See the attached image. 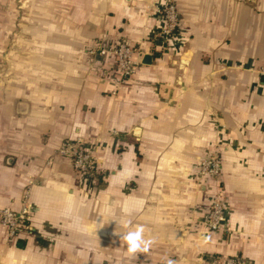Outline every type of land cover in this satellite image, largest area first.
I'll use <instances>...</instances> for the list:
<instances>
[{"label":"crops","instance_id":"obj_1","mask_svg":"<svg viewBox=\"0 0 264 264\" xmlns=\"http://www.w3.org/2000/svg\"><path fill=\"white\" fill-rule=\"evenodd\" d=\"M169 1L29 0L18 19L0 0V209L30 207L28 231L0 226V264H264V0H171L162 37ZM120 43L138 62L125 79ZM78 137L92 175L57 153ZM210 156L217 232L200 224ZM136 225L155 242L130 255L119 236Z\"/></svg>","mask_w":264,"mask_h":264},{"label":"built area","instance_id":"obj_2","mask_svg":"<svg viewBox=\"0 0 264 264\" xmlns=\"http://www.w3.org/2000/svg\"><path fill=\"white\" fill-rule=\"evenodd\" d=\"M163 25L159 31L162 37H171L179 25V14L173 1H169L161 11ZM115 59V71L123 78L133 75L138 62L133 58L134 50L124 43L112 46L107 51ZM258 74L264 87V64L259 68ZM89 140L78 137L65 143L57 153L68 158L74 171L92 175L97 168V161L91 154ZM199 175L203 182H212L213 192L210 206L202 219V226L208 232H217L224 222V204L220 193V164L216 156H210L200 161ZM30 207L25 203L21 211L0 209V226L6 229V237L11 240L20 233L29 230ZM222 264H237L233 259L220 260Z\"/></svg>","mask_w":264,"mask_h":264},{"label":"clouds","instance_id":"obj_3","mask_svg":"<svg viewBox=\"0 0 264 264\" xmlns=\"http://www.w3.org/2000/svg\"><path fill=\"white\" fill-rule=\"evenodd\" d=\"M131 224V221L125 223V227ZM145 228L143 225H136L134 229L123 232L119 239L126 245L128 254L134 255L137 252H147L153 245L154 238H145ZM167 264H175V261L168 259Z\"/></svg>","mask_w":264,"mask_h":264},{"label":"rangeland","instance_id":"obj_4","mask_svg":"<svg viewBox=\"0 0 264 264\" xmlns=\"http://www.w3.org/2000/svg\"><path fill=\"white\" fill-rule=\"evenodd\" d=\"M13 2L15 4V9H16L15 12L18 13V15H19V18L18 19H20L21 16L22 17L25 16L26 14H28L32 10V5L29 3V0H13ZM37 8L38 9H44L45 8V5L44 6H39ZM8 11H9V7L6 6V5L3 6V12H8ZM21 23L23 24V22L20 21L19 24H21ZM2 72H4V70H2ZM200 178L201 177L199 176V181L201 180ZM210 202H211V200H210ZM200 224H201V227L203 228V226H202V220L200 221Z\"/></svg>","mask_w":264,"mask_h":264}]
</instances>
